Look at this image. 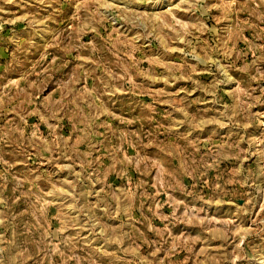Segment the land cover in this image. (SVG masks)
I'll list each match as a JSON object with an SVG mask.
<instances>
[{"label": "rangeland", "instance_id": "1", "mask_svg": "<svg viewBox=\"0 0 264 264\" xmlns=\"http://www.w3.org/2000/svg\"><path fill=\"white\" fill-rule=\"evenodd\" d=\"M0 264H264V0H0Z\"/></svg>", "mask_w": 264, "mask_h": 264}]
</instances>
